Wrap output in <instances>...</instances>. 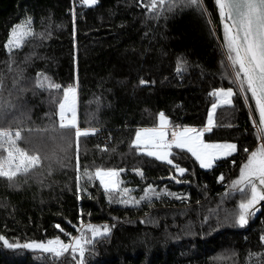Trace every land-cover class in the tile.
<instances>
[{
    "label": "trees",
    "instance_id": "obj_1",
    "mask_svg": "<svg viewBox=\"0 0 264 264\" xmlns=\"http://www.w3.org/2000/svg\"><path fill=\"white\" fill-rule=\"evenodd\" d=\"M202 3L203 14L176 7L152 18L146 10L151 0H98L91 7L82 0H0V130L20 131L26 151L28 136L43 137L49 157L32 177H0V235L19 244L68 242L65 233L77 234L82 210L83 223L111 230L89 246L84 264H264V205L243 228L223 221V209L237 207L224 193L246 162L244 148L255 150L261 142L253 124L259 116L251 94L245 104L230 83L214 0ZM25 20L32 35L6 48L11 28ZM178 60L186 61L179 71ZM37 73L48 78L41 77V87ZM141 78L150 83L141 86ZM49 81L62 87L51 89ZM70 86L78 92L79 127L96 130L81 137L78 147L74 132L60 130L57 119L63 89ZM221 87H233V105L218 108L205 138L236 143L234 155L202 169L189 153L175 149L174 162L188 171L173 179L170 165L131 148L136 130L155 126L161 111L171 126L204 127L215 102L209 93ZM85 168L93 173L90 182L82 175ZM96 168L122 170L136 198L148 185L162 194L151 204L109 203ZM78 174L84 189L79 200ZM60 259L79 264L71 254ZM0 264H52V257L0 242Z\"/></svg>",
    "mask_w": 264,
    "mask_h": 264
},
{
    "label": "snow or ice",
    "instance_id": "obj_2",
    "mask_svg": "<svg viewBox=\"0 0 264 264\" xmlns=\"http://www.w3.org/2000/svg\"><path fill=\"white\" fill-rule=\"evenodd\" d=\"M83 5H95L97 0H82ZM218 9L220 22L223 26V41L226 50V57L229 61L228 67L232 69L230 83L237 85L240 93L244 94V102L248 104L247 93L251 94V99L255 102V111L258 113V124L253 120L257 127V139L261 141L260 146L255 150L249 151L246 147L244 151L248 153L246 162L239 168V175L231 181L230 187L226 189L224 197H230L233 192H239L241 199L235 209H223V221L243 228L249 223V218L254 215L257 205L264 201V0H214ZM143 5L144 0H140ZM167 4V8L164 5ZM176 7L189 8L203 14L205 9L202 0H151V5L146 6L148 14L152 18H159L162 11H172ZM32 35L31 21L25 20L14 25L9 33V39L5 45L10 48L14 44L19 46L20 42L27 36ZM41 39L45 38L44 33L38 34ZM178 71L186 61L178 60ZM223 66V65H222ZM48 80L42 73H37V87L42 86V81ZM150 83L144 79L139 80L141 86ZM51 89H60V84L48 82ZM76 89L67 87L63 89V100L59 102L58 122L60 130L74 132L77 147L81 137L95 134V129H81L77 123L75 108ZM209 95L216 98L211 108L215 110L219 105H233V87L216 88ZM250 119H252L250 114ZM158 123L153 127H142L136 130L135 136L131 141V148L137 152H142L147 157L166 163L175 169L176 179L182 177L188 171L173 160V149H178L190 153L202 169H210L215 161L221 157L231 156L238 150L236 143H209L204 140V134L212 131L213 112L209 111L207 124L203 128L190 126H173L170 132V121L164 112L157 115ZM55 131V127L53 128ZM170 132V136H169ZM21 139V132L16 131L14 136L11 132L0 130V149L6 153V157H0V177L7 178L10 182L18 174H27L44 157L37 154H29L17 146V141ZM72 141L68 140L71 145ZM66 151V149H65ZM233 163H235L233 161ZM77 171L79 173V159L77 156ZM117 169L96 168L94 177L99 180L104 190L108 202H116L124 206L139 205L141 201L153 202V197L159 198L162 194L157 192L153 185L144 188L143 194L136 198L131 194L129 188H121V181L118 179ZM136 173L143 176L142 170L137 169ZM82 175L87 177L90 182L93 173L87 168ZM77 176V199H80L81 188ZM223 174L218 181H223ZM177 182H180L177 179ZM186 182V181H185ZM176 196L175 193H166ZM177 199L182 197L176 196ZM83 212L78 215L80 227L77 234L71 236L68 242L59 238L49 239L44 242H26L24 244L10 243L9 240L0 235V242L8 249H29L38 250L52 257V264H63L60 259L63 254H71L73 260H79V264H84V257L89 250V246H94L98 239L107 237L109 228L107 225L99 227L91 223L84 224L82 220ZM60 231H64L59 224L55 225ZM264 244V235L260 237ZM47 258V257H46Z\"/></svg>",
    "mask_w": 264,
    "mask_h": 264
},
{
    "label": "rangeland",
    "instance_id": "obj_3",
    "mask_svg": "<svg viewBox=\"0 0 264 264\" xmlns=\"http://www.w3.org/2000/svg\"><path fill=\"white\" fill-rule=\"evenodd\" d=\"M97 2H98V0H97ZM83 3V2H82ZM97 4V3H96ZM95 4V5H96ZM95 5H86V6H88V7H91V6H95ZM24 40V39H23ZM22 40V41H23ZM22 41L20 42V44H19V46L22 44ZM12 48H16V47H18V46H16L15 44L13 45V46H11ZM75 89H76V95H75V108H76V115H77V123H78V92H77V88L76 87H74ZM239 89V88H238ZM234 91V90H233ZM234 94H235V92H234ZM243 96H244V94H243ZM234 97V96H233ZM233 97H232V99H233ZM215 100H216V98H215ZM223 106H227V105H219L215 110H213L211 107H210V109H209V111H212L213 112V126H212V129L214 128V126H215V123H216V121H215V117H216V112H217V110H218V108L219 107H223ZM209 111H208V113H209ZM207 119H208V115H207ZM207 119H206V123H205V125L207 124ZM170 121V120H169ZM157 123H158V119H157ZM157 125V124H156ZM155 125V126H156ZM204 125V126H205ZM172 127L173 126H171V125H169V128L170 129H172ZM203 128V127H202ZM256 129H257V127H256ZM7 131V130H6ZM9 132H11L12 134H13V136H14V134H15V132L16 131H9ZM207 133H209V132H206L205 134H204V140L206 141V142H208L207 140H206V138H205V135L207 134ZM51 138H52V143L54 144V143H56V140H57V138L54 136V135H52L51 136ZM45 139L43 138V137H40V136H34V135H32V136H28V153L29 154H39L41 157H44V159H42L40 162H38V164L36 165V166H34L33 168H31V169H29V172H28V176L29 177H32L36 172H38V170L42 167V165H43V163L49 158L48 157V154L45 152V149H44V147H43V141H44ZM209 143H231V142H209ZM24 145V143H23V141H22V139H20L19 141H17V146L19 147V148H21L22 150H24L23 148H22V146ZM173 150H175V149H173ZM26 151V150H25ZM186 151V150H185ZM236 152H234L232 155H234ZM190 154V153H189ZM191 155V154H190ZM231 155V156H232ZM231 156H228V157H221L220 159H218L217 161H215L214 162V164L216 163V162H218V161H220V160H223V159H227V158H229V157H231ZM0 157H6V153L3 151V149H0ZM194 158V157H193ZM195 159V158H194ZM214 164H213V166H214ZM18 175H20V174H18ZM239 175V174H238ZM238 177V176H237ZM236 177V178H237ZM14 178V177H13ZM96 179V178H95ZM118 179L121 181V188H125L126 186L124 185V182L122 181V179H121V172H119V176H118ZM98 182H99V180L98 179H96ZM100 184V183H99ZM231 184V183H230ZM229 187H230V185H229ZM127 188V187H126ZM227 199H236L238 202H237V205H238V203H239V201H240V199H241V194L239 193V192H233L232 193V195L230 196V197H227ZM119 204V203H118ZM121 205V204H120ZM122 206H124V205H122ZM129 206V205H128ZM259 208H261V206H260V204H258L257 205V209H259ZM84 224H87V223H84ZM106 224H104V225H96V226H99V227H103V226H105ZM81 226V225H80ZM108 226V225H107ZM108 228H109V226H108ZM109 230H110V228H109ZM110 232H111V230L109 231V234H110ZM109 234L107 235V237L109 236ZM107 237H104V238H107ZM104 238H101V239H104ZM98 240H100V239H98ZM46 243V242H45ZM36 251H38V250H36ZM38 252H40V251H38ZM70 254L69 253H65V254H63L62 255V257L61 258H65V257H67V256H69Z\"/></svg>",
    "mask_w": 264,
    "mask_h": 264
},
{
    "label": "built area",
    "instance_id": "obj_4",
    "mask_svg": "<svg viewBox=\"0 0 264 264\" xmlns=\"http://www.w3.org/2000/svg\"><path fill=\"white\" fill-rule=\"evenodd\" d=\"M170 132H171V129H170ZM170 132H169V136H170ZM221 188H226L227 187V184L223 183L220 185Z\"/></svg>",
    "mask_w": 264,
    "mask_h": 264
},
{
    "label": "water",
    "instance_id": "obj_5",
    "mask_svg": "<svg viewBox=\"0 0 264 264\" xmlns=\"http://www.w3.org/2000/svg\"><path fill=\"white\" fill-rule=\"evenodd\" d=\"M264 205V201L260 204V206L262 207Z\"/></svg>",
    "mask_w": 264,
    "mask_h": 264
},
{
    "label": "flooded vegetation",
    "instance_id": "obj_6",
    "mask_svg": "<svg viewBox=\"0 0 264 264\" xmlns=\"http://www.w3.org/2000/svg\"><path fill=\"white\" fill-rule=\"evenodd\" d=\"M263 201H261L259 204H261Z\"/></svg>",
    "mask_w": 264,
    "mask_h": 264
},
{
    "label": "crops",
    "instance_id": "obj_7",
    "mask_svg": "<svg viewBox=\"0 0 264 264\" xmlns=\"http://www.w3.org/2000/svg\"><path fill=\"white\" fill-rule=\"evenodd\" d=\"M260 143H261V142H260ZM259 146H260V144H259ZM259 146H258V147H259Z\"/></svg>",
    "mask_w": 264,
    "mask_h": 264
}]
</instances>
